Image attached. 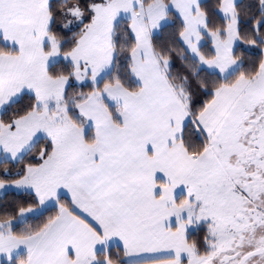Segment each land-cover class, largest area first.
Listing matches in <instances>:
<instances>
[{"label":"snow or ice","instance_id":"obj_1","mask_svg":"<svg viewBox=\"0 0 264 264\" xmlns=\"http://www.w3.org/2000/svg\"><path fill=\"white\" fill-rule=\"evenodd\" d=\"M0 264H264V0H0Z\"/></svg>","mask_w":264,"mask_h":264}]
</instances>
